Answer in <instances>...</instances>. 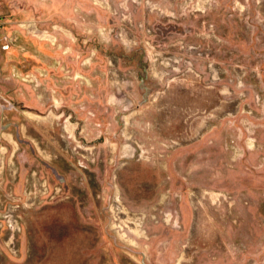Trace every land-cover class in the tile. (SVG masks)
<instances>
[{"label":"rangeland","instance_id":"obj_1","mask_svg":"<svg viewBox=\"0 0 264 264\" xmlns=\"http://www.w3.org/2000/svg\"><path fill=\"white\" fill-rule=\"evenodd\" d=\"M0 264H264V0H0Z\"/></svg>","mask_w":264,"mask_h":264}]
</instances>
